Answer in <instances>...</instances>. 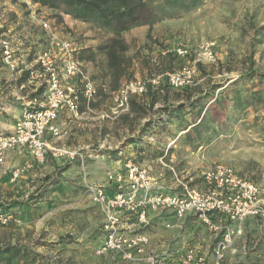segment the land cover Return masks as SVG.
Segmentation results:
<instances>
[{"label":"rangeland","instance_id":"rangeland-1","mask_svg":"<svg viewBox=\"0 0 264 264\" xmlns=\"http://www.w3.org/2000/svg\"><path fill=\"white\" fill-rule=\"evenodd\" d=\"M41 2L0 0V138L25 111L49 108L48 61L77 112L57 110L43 162L26 147L7 151L0 264H131L162 254L156 241L173 221L206 225L165 200L208 194L206 173L220 164L264 189V0H146L145 19L123 31L114 9H95L93 0ZM73 61L80 73L68 75ZM138 83L147 91L128 101L138 96L140 115L120 106L123 90ZM206 93L199 116L165 113L140 132L157 109ZM229 223L241 236L254 226L264 236L261 220ZM259 254L246 264H264V246Z\"/></svg>","mask_w":264,"mask_h":264},{"label":"built area","instance_id":"built-area-1","mask_svg":"<svg viewBox=\"0 0 264 264\" xmlns=\"http://www.w3.org/2000/svg\"><path fill=\"white\" fill-rule=\"evenodd\" d=\"M63 47H68V44H63ZM45 65L52 76L49 108L25 111L14 132L0 138V169L5 163L7 151L22 147L28 148L39 161L43 162L49 149L44 137L47 131L56 132L54 120L57 110L60 106H66L77 112V97H73L63 89L56 76L52 61H48ZM76 73H80L79 62L73 61L69 64L68 75ZM146 91V86L141 83L126 87L122 92L123 98L120 104L122 110L129 109L130 95H142ZM87 92L92 96L94 91L90 89ZM63 153L66 158L70 159H74L76 156V152L69 150ZM206 180L213 187L208 194L201 195L193 191L194 196L193 194L191 196L193 201L189 204L181 203L179 205L177 199H168L165 200V203L170 206H179L178 212L181 216L188 211L200 214L203 222L219 241L214 248L212 264H222L237 237H241L243 234L241 227H234L229 222L241 223L247 218H254L261 220L264 225V205L261 201L264 189L252 180L237 174L233 168L221 164L206 173ZM214 217H220L221 221H213ZM110 244L112 241L109 242V246ZM196 255L195 250H189L182 264H208L204 257L197 258Z\"/></svg>","mask_w":264,"mask_h":264},{"label":"crops","instance_id":"crops-1","mask_svg":"<svg viewBox=\"0 0 264 264\" xmlns=\"http://www.w3.org/2000/svg\"><path fill=\"white\" fill-rule=\"evenodd\" d=\"M245 224L247 225L246 222ZM171 226V230L164 231V234L160 236L162 238L158 237L156 241L162 245V254H138V261L133 258L127 262L131 264H182L188 251L195 250L197 258L204 257L208 264H212L215 239L208 226L200 220L190 219L173 221ZM236 242V245L227 253L225 264H246L248 261L257 259L260 255V248L264 246V236H261L258 228L254 226L245 236L237 237Z\"/></svg>","mask_w":264,"mask_h":264},{"label":"trees","instance_id":"trees-1","mask_svg":"<svg viewBox=\"0 0 264 264\" xmlns=\"http://www.w3.org/2000/svg\"><path fill=\"white\" fill-rule=\"evenodd\" d=\"M57 0H42V5L45 6H55V3ZM55 2V3H54ZM82 3V2H81ZM90 5L94 7L95 9H99L102 7L107 6L106 10L114 9L111 11L112 15L115 17V29L116 30H126L128 27L139 24L145 19L146 13L150 11L149 7L146 4V0H93L90 2ZM111 5L113 8H109L108 6ZM118 68L115 70V73H118ZM249 77L250 74H247ZM220 87H214V91L218 90ZM149 94H152L150 92ZM210 97V94L206 93L204 96L198 97L193 101H190V103H181L178 105H165L159 109H157L158 118L152 119L148 121L141 129V133H145L147 129L154 127L153 122L158 120L159 117L162 114L167 115H179L183 113L186 109L190 110L191 113L197 114L198 116L203 111V108L205 106V102H207V98ZM138 96H131L130 98V107L131 110L137 114H142L145 112V106L144 104H141L138 101ZM154 96L152 97V101L150 103L151 107L154 106L155 102ZM218 102V99L215 100V103ZM204 118L201 120V123L203 122ZM200 123V124H201ZM197 125L196 127L200 126ZM118 151H114L112 154L116 156Z\"/></svg>","mask_w":264,"mask_h":264}]
</instances>
